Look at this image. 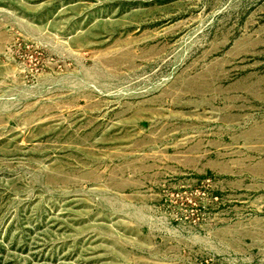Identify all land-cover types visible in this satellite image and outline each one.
<instances>
[{"label": "rangeland", "instance_id": "rangeland-1", "mask_svg": "<svg viewBox=\"0 0 264 264\" xmlns=\"http://www.w3.org/2000/svg\"><path fill=\"white\" fill-rule=\"evenodd\" d=\"M0 264H264V0H0Z\"/></svg>", "mask_w": 264, "mask_h": 264}]
</instances>
